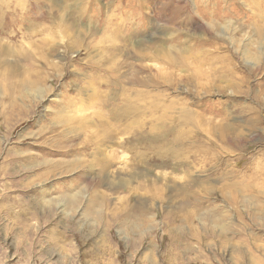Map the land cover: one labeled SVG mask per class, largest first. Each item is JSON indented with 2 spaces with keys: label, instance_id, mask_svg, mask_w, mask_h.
<instances>
[{
  "label": "rangeland",
  "instance_id": "rangeland-1",
  "mask_svg": "<svg viewBox=\"0 0 264 264\" xmlns=\"http://www.w3.org/2000/svg\"><path fill=\"white\" fill-rule=\"evenodd\" d=\"M0 264H264V0H0Z\"/></svg>",
  "mask_w": 264,
  "mask_h": 264
},
{
  "label": "bare ground",
  "instance_id": "bare-ground-1",
  "mask_svg": "<svg viewBox=\"0 0 264 264\" xmlns=\"http://www.w3.org/2000/svg\"><path fill=\"white\" fill-rule=\"evenodd\" d=\"M7 1H5V2H2V4L5 6V5H7L8 3H6ZM17 3H19L18 4V8H20V10H19V13L16 15L17 16V20L20 22V21H24V15L22 16L21 14L23 13L22 12V10H23V6H24V3L23 2H21V1H17ZM19 24H17V26H18ZM50 66H52V65H50ZM53 68H55V66H53ZM116 68V67H115ZM97 70L98 71H100L101 69H100V67H98L97 68ZM102 71V70H101ZM109 71L110 72H108L107 74H106V77H108V79L110 80V79H112V84L115 82V80H117L118 78H119V75L117 76V70L116 69H113L112 67H110V69H109ZM156 75H158V74H155L154 73V76H156ZM40 76V75H39ZM153 76V74L151 75V78H150V81L151 82H153V79H155L154 78V76ZM103 77V76H102ZM101 77V78H102ZM104 77H105V75H104ZM157 77V76H156ZM41 79H36L35 78V80L34 81H32V82H36L35 84H34V86L37 84V86H38V83H39V81H40ZM156 80V79H155ZM104 81V80H103ZM107 81V80H106ZM157 82V81H156ZM156 82H153L154 84H156ZM110 84H111V82H110ZM157 84H158V82H157ZM28 85H30V84H28ZM159 85V84H158ZM30 86H32V85H30ZM39 87V86H38ZM160 87V86H159ZM41 88V87H40ZM34 89V88H33ZM44 89V88H43ZM45 90V89H44ZM42 91V90H41ZM145 96V95H144ZM102 97H105V96H102ZM134 97V96H133ZM136 97H139V95L138 96H136ZM136 97H135V99H136ZM141 97H142V95H141ZM151 97V96H150ZM132 98V97H131ZM129 99V95L127 96V97H125V99L123 98V101H124V103H125V106H124V108H123V110H121V109H119V112H116V111H114L113 113H112V115L114 116V117H116L117 115H119L121 118H123V117H125V115H126V113L127 114H129L131 117H134V115L133 114H137L138 112H142L143 110H147V113L149 112V114H152V112H154V110L155 111H157V109H159L160 107H158L157 105H155V102H153V103H148V104H146V105H144V106H140V105H138L137 103H134L133 101H135V100H133L134 98H132V99ZM140 98V97H139ZM157 99V98H156ZM143 103H144V101H143ZM98 105H100V106H104V102H103V100L101 101V103L99 102L98 103ZM164 107V106H163ZM161 110H162V114L163 115H165V112H164V110L161 108ZM126 112V113H125ZM102 114V113H101ZM100 114V115H101ZM186 114V113H185ZM185 114H182V118H181V120L180 121H182L183 120V116L185 117L186 115ZM105 114L103 113V115H101V116H103V117H105L104 116ZM136 118V117H135ZM177 118L176 117H174L173 115H168L167 116V118H166V120L164 121V124H163V127L162 128H164V129H166V130H163V129H161V130H159L158 131V133L154 130V133H156V135H153L152 137H144L143 135L140 137V139H156L155 140V144H158V143H166V144H169V143H172V142H174L176 139H178L176 136H173V133H172V131H169L166 127V125L167 124H170V125H172L174 122H175V120H176ZM187 119H189V118H186V121H187ZM92 121V120H91ZM101 123V122H100ZM100 127H102V125H99ZM219 128H221V127H216V126H212L211 127V130H212V134H214L215 133V135H217L216 134V132L217 131H219L220 129ZM222 129V128H221ZM216 130V132H214ZM168 135H172V136H170V137H172L173 138V140L171 141V140H167V136ZM216 138H218V140L220 141V142H222V141H225V137L224 136H222V134L221 133H219L218 135H217V137ZM178 141V140H177ZM230 141L231 140H228L227 141V143H230ZM152 142H153V140H151V142H150V144H151V148H152ZM176 142V141H175ZM150 144L148 143L146 146L147 147H149L150 146ZM174 145V144H173ZM159 145H155L154 147H153V152H154V155H156V156H159V153L157 152L158 151V149H159ZM150 148V149H151ZM202 152L204 153V154H207L206 152H204L203 150H202ZM172 153H174V151H172V149H168V150H166V152H165V154H166V158H167V156L168 157H171L172 156ZM175 153H176V155H175ZM174 154H173V156H174V159H179L180 157H181V155L179 154V152H175ZM209 189H206L205 190V192L206 191H208ZM209 194H211V190L209 191ZM192 195V194H191ZM193 200H194V198H192ZM189 202H191L195 207H197L199 210H201V207H202V204L203 203H198V201H192L191 199H190V197H189ZM233 203V202H232ZM235 203V202H234ZM231 206V205H230ZM213 209H216V206L213 208ZM206 221H208V222H215V221H213L212 219H210V218H208V216H207V220ZM215 226H217V224L215 225ZM218 227L221 229V230H226V229H228V228H230L229 227V224H226V225H218ZM170 230V229H169ZM222 234V233H221Z\"/></svg>",
  "mask_w": 264,
  "mask_h": 264
}]
</instances>
